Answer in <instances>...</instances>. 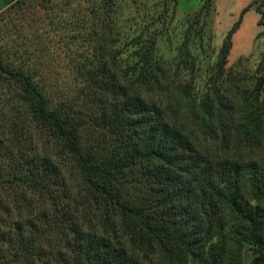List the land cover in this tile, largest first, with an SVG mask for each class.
Returning <instances> with one entry per match:
<instances>
[{
  "label": "trees",
  "instance_id": "1",
  "mask_svg": "<svg viewBox=\"0 0 264 264\" xmlns=\"http://www.w3.org/2000/svg\"><path fill=\"white\" fill-rule=\"evenodd\" d=\"M119 1L64 0L79 2L64 27L87 48L73 99L56 98L49 62L0 52V264H264V152L253 151L264 148V47L251 87L230 90L226 69L252 6L264 43V0L227 31L198 109L191 83L174 80L209 53L210 0L180 24L171 60L159 46L168 12Z\"/></svg>",
  "mask_w": 264,
  "mask_h": 264
},
{
  "label": "rangeland",
  "instance_id": "2",
  "mask_svg": "<svg viewBox=\"0 0 264 264\" xmlns=\"http://www.w3.org/2000/svg\"><path fill=\"white\" fill-rule=\"evenodd\" d=\"M9 1L12 0H0V52L11 60L28 58L31 61H37L39 58V60L44 59L49 62L50 72H54V75H51L56 77L52 88L56 98H75L79 91L80 79L76 75L77 71L74 69L73 63L79 61L80 53H84L87 48L86 43L81 46L78 38L70 37L67 31L69 29H66L64 25L70 17L75 15L79 2L65 4L64 0H51L48 4L49 8H44L41 7L44 0H26V3L31 4L29 7L34 11L29 14L31 9H20V3H16V0H13V5L10 6L12 3L7 4ZM251 1L210 0L209 12L203 18V38L209 53L199 54L198 67L194 66L192 70L188 69L186 76H174V82L180 86L185 81L191 83L195 92L196 108L201 93L208 91L209 86L212 85L214 59L218 47L227 31L239 19L242 10ZM130 4L132 7L137 5L139 15L152 13L164 17L165 12H168V16L164 18L163 27L161 26L163 36L159 40V46L163 56L171 60L172 56L176 54V37L179 34L180 24H184L186 19L199 9L202 0H177L176 6L169 2L167 9L165 0H136L134 4L132 2ZM128 6L127 0H124V3L122 2L124 11L128 9ZM23 11L28 15L25 18H20ZM35 12L39 16L37 21L32 20ZM258 18L259 15L254 6L250 7L242 15L240 24L232 35V48L226 66L230 78L233 79L230 90H240L241 92L243 89L251 87L259 75L255 62L261 55L264 43L263 37H257L262 29L257 24ZM172 70H175L174 67ZM216 84L219 85L217 82ZM208 93H211V89ZM260 99L264 104V88ZM176 119L181 121L179 115H176ZM196 128V122L191 121L190 129L196 131ZM245 138L244 143L237 148L241 155L248 154V136ZM253 151L263 153L264 148L262 150L254 148ZM253 255L254 250L248 247L244 252V260L251 261Z\"/></svg>",
  "mask_w": 264,
  "mask_h": 264
}]
</instances>
